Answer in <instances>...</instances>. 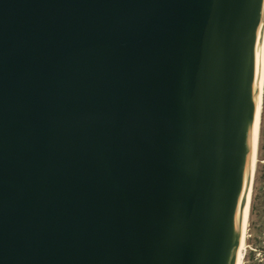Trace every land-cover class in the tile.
Here are the masks:
<instances>
[{
    "label": "water",
    "instance_id": "1",
    "mask_svg": "<svg viewBox=\"0 0 264 264\" xmlns=\"http://www.w3.org/2000/svg\"><path fill=\"white\" fill-rule=\"evenodd\" d=\"M264 0H0V264H236Z\"/></svg>",
    "mask_w": 264,
    "mask_h": 264
},
{
    "label": "rangeland",
    "instance_id": "2",
    "mask_svg": "<svg viewBox=\"0 0 264 264\" xmlns=\"http://www.w3.org/2000/svg\"><path fill=\"white\" fill-rule=\"evenodd\" d=\"M261 111L244 264H264V92Z\"/></svg>",
    "mask_w": 264,
    "mask_h": 264
},
{
    "label": "bare ground",
    "instance_id": "3",
    "mask_svg": "<svg viewBox=\"0 0 264 264\" xmlns=\"http://www.w3.org/2000/svg\"><path fill=\"white\" fill-rule=\"evenodd\" d=\"M258 79L255 85V101H254V122L252 129V142L251 150L248 159V167L246 174V183L244 190V199H243V222L238 234V245L236 253V264H244L245 258V240L247 237V227L250 211V201L252 194V183L254 180V172L256 168L257 158L256 151L258 145V137L260 132V120H261V110H262V101H263V90H264V26H263V45L260 56L259 70H258Z\"/></svg>",
    "mask_w": 264,
    "mask_h": 264
}]
</instances>
